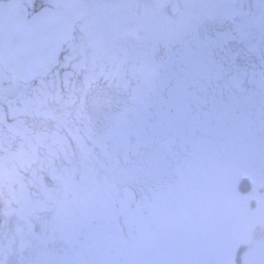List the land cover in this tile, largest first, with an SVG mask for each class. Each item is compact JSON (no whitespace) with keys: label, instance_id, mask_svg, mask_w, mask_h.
<instances>
[{"label":"flooded vegetation","instance_id":"obj_1","mask_svg":"<svg viewBox=\"0 0 264 264\" xmlns=\"http://www.w3.org/2000/svg\"><path fill=\"white\" fill-rule=\"evenodd\" d=\"M0 4L67 32L41 76L0 63V264H264L258 224L210 241L264 138V0Z\"/></svg>","mask_w":264,"mask_h":264},{"label":"water","instance_id":"obj_2","mask_svg":"<svg viewBox=\"0 0 264 264\" xmlns=\"http://www.w3.org/2000/svg\"><path fill=\"white\" fill-rule=\"evenodd\" d=\"M16 4H0V63L22 81L44 74L57 62L66 30L52 8H44L30 21Z\"/></svg>","mask_w":264,"mask_h":264},{"label":"rangeland","instance_id":"obj_3","mask_svg":"<svg viewBox=\"0 0 264 264\" xmlns=\"http://www.w3.org/2000/svg\"><path fill=\"white\" fill-rule=\"evenodd\" d=\"M232 162L223 167L224 172L218 179L214 198L221 203L231 201V205L219 213V218L214 221L213 232L210 237L213 246L235 238L240 230L248 229L258 224L263 233L264 246V138L257 145L252 144L238 152ZM241 177L250 179L251 187H247V196L258 197V206L248 204L237 192V182ZM263 244V245H262Z\"/></svg>","mask_w":264,"mask_h":264},{"label":"trees","instance_id":"obj_4","mask_svg":"<svg viewBox=\"0 0 264 264\" xmlns=\"http://www.w3.org/2000/svg\"><path fill=\"white\" fill-rule=\"evenodd\" d=\"M243 187L246 189L248 186H247V184H244Z\"/></svg>","mask_w":264,"mask_h":264}]
</instances>
